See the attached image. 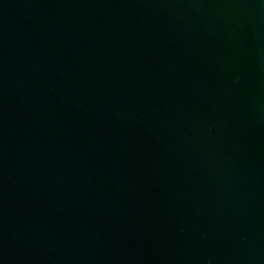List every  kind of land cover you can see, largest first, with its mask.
<instances>
[{
    "label": "water",
    "instance_id": "water-1",
    "mask_svg": "<svg viewBox=\"0 0 264 264\" xmlns=\"http://www.w3.org/2000/svg\"><path fill=\"white\" fill-rule=\"evenodd\" d=\"M0 264H264V0H0Z\"/></svg>",
    "mask_w": 264,
    "mask_h": 264
}]
</instances>
